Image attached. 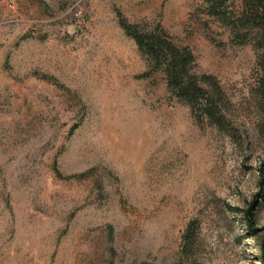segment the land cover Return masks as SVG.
I'll use <instances>...</instances> for the list:
<instances>
[{
	"label": "rangeland",
	"instance_id": "rangeland-1",
	"mask_svg": "<svg viewBox=\"0 0 264 264\" xmlns=\"http://www.w3.org/2000/svg\"><path fill=\"white\" fill-rule=\"evenodd\" d=\"M209 1L0 0V264H264L263 52ZM122 21L191 50L227 131Z\"/></svg>",
	"mask_w": 264,
	"mask_h": 264
},
{
	"label": "trees",
	"instance_id": "trees-1",
	"mask_svg": "<svg viewBox=\"0 0 264 264\" xmlns=\"http://www.w3.org/2000/svg\"><path fill=\"white\" fill-rule=\"evenodd\" d=\"M223 0L209 1L210 14L231 26L243 39L253 35L255 47L263 52L258 66L263 74L258 85V98L264 113V0H239L236 14L231 18L217 11ZM231 20V21H229ZM126 34L135 41L139 51L147 57L152 72L161 71L167 87L175 97L188 104L199 119L220 131H227L225 96L218 81L211 75H197L194 71L195 58L189 48L177 46L162 30L144 31L136 25L121 22ZM245 32V33H244ZM242 33H244L242 35ZM189 232L184 241L189 242ZM264 261V251L261 255Z\"/></svg>",
	"mask_w": 264,
	"mask_h": 264
}]
</instances>
